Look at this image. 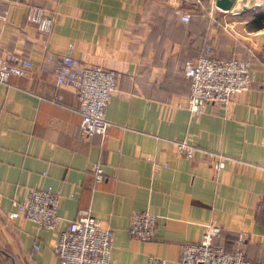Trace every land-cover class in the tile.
I'll list each match as a JSON object with an SVG mask.
<instances>
[{"label":"crops","instance_id":"0c3cea01","mask_svg":"<svg viewBox=\"0 0 264 264\" xmlns=\"http://www.w3.org/2000/svg\"><path fill=\"white\" fill-rule=\"evenodd\" d=\"M213 1L0 0L8 10L0 55L31 62L25 76L0 84V264H57L58 231L78 209L111 229L114 264H146L149 256L177 264L181 245L198 242L208 224L219 228L215 245L231 252L242 234L246 258L264 264V223L257 219L264 197V26L248 25L264 0H235L226 12ZM27 4L51 16L46 36L25 21ZM176 10L187 12L188 22ZM67 43L82 63L115 73L102 136L79 137L74 92L39 71L43 57L61 54ZM205 46L216 57L247 60L252 81L226 104L207 103L192 116L182 62ZM181 139L223 155L222 169L178 154L168 140ZM94 163L103 174L96 183ZM46 186L58 195L55 229L6 218L12 198ZM144 210L155 215L154 236L138 241L127 227L130 215Z\"/></svg>","mask_w":264,"mask_h":264},{"label":"built area","instance_id":"2783aa9c","mask_svg":"<svg viewBox=\"0 0 264 264\" xmlns=\"http://www.w3.org/2000/svg\"><path fill=\"white\" fill-rule=\"evenodd\" d=\"M4 1L8 4L22 2ZM231 13H236V10ZM7 14L6 8L0 9L2 22ZM176 14L183 23L189 19L187 12L176 10ZM24 19L35 27L39 35L46 36L50 32L52 18L43 7L27 4ZM72 52V44L67 43L61 54L43 57L39 71L50 72L55 85L70 88L74 92L79 115V137L87 139L92 134L102 136L109 125L104 116L105 109L117 87L115 73L98 65L84 64ZM30 68L31 62L26 57L0 55V84H5L12 75L25 76ZM182 69L188 82L186 109L192 116L200 115L207 103L226 104L234 94L247 90L252 81L247 60L216 57L209 46L203 47L194 58L184 60ZM59 100L60 97L56 96L52 101ZM168 142L185 159L199 155L216 171L224 165L225 157L220 153L199 148L183 139ZM90 170L95 183L102 180L99 163H94ZM57 204L58 195L50 186L32 188L22 199L10 200L5 216L8 220L24 219L40 229L52 230L59 221ZM154 230L155 215L145 210L130 215L127 227L130 238L149 241L154 236ZM218 234L216 225H206L198 242L181 245L177 264H250L244 255L245 237L242 234L236 236L231 252L213 243V238ZM111 244V229L103 227L88 209H78L75 216L58 231L53 253L57 264H114L110 259ZM32 248L36 250L37 245ZM146 264H165V259L149 256Z\"/></svg>","mask_w":264,"mask_h":264},{"label":"trees","instance_id":"16d2710c","mask_svg":"<svg viewBox=\"0 0 264 264\" xmlns=\"http://www.w3.org/2000/svg\"><path fill=\"white\" fill-rule=\"evenodd\" d=\"M248 25L250 27H253V28H256V29H259V28H261V27L264 26V8L263 9H256V10H254L251 13V18H250V20L248 22ZM182 66H183V62H182ZM182 74H183V69H182ZM187 84H188V82H187ZM257 219L261 223H264V197H263V200L261 201L260 206H259V209H258ZM233 249H234V245H233ZM233 249H232V251H233Z\"/></svg>","mask_w":264,"mask_h":264},{"label":"water","instance_id":"95a60500","mask_svg":"<svg viewBox=\"0 0 264 264\" xmlns=\"http://www.w3.org/2000/svg\"><path fill=\"white\" fill-rule=\"evenodd\" d=\"M235 0H214L213 5L215 8L221 10V11H228L231 9L233 3ZM242 9H246L245 5L241 6Z\"/></svg>","mask_w":264,"mask_h":264},{"label":"rangeland","instance_id":"374dc122","mask_svg":"<svg viewBox=\"0 0 264 264\" xmlns=\"http://www.w3.org/2000/svg\"><path fill=\"white\" fill-rule=\"evenodd\" d=\"M240 3H241V2H240ZM240 7H241V6H240V5H238V8H239V9H240ZM215 9H216V11H217V10H218V11H221V10H219V9H217V8H215Z\"/></svg>","mask_w":264,"mask_h":264},{"label":"bare ground","instance_id":"6f19581e","mask_svg":"<svg viewBox=\"0 0 264 264\" xmlns=\"http://www.w3.org/2000/svg\"><path fill=\"white\" fill-rule=\"evenodd\" d=\"M251 5H253V3ZM246 7H248V6H246Z\"/></svg>","mask_w":264,"mask_h":264}]
</instances>
